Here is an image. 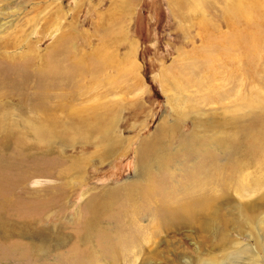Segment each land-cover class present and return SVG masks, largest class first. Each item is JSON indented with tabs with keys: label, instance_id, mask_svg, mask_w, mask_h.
I'll use <instances>...</instances> for the list:
<instances>
[{
	"label": "rangeland",
	"instance_id": "1",
	"mask_svg": "<svg viewBox=\"0 0 264 264\" xmlns=\"http://www.w3.org/2000/svg\"><path fill=\"white\" fill-rule=\"evenodd\" d=\"M244 114L264 125V0H0V264H264V137L249 193L223 149Z\"/></svg>",
	"mask_w": 264,
	"mask_h": 264
},
{
	"label": "bare ground",
	"instance_id": "2",
	"mask_svg": "<svg viewBox=\"0 0 264 264\" xmlns=\"http://www.w3.org/2000/svg\"><path fill=\"white\" fill-rule=\"evenodd\" d=\"M258 116V114H257ZM256 116V117H257ZM261 117V116H260ZM258 118V117H257ZM262 118V117H261ZM260 120H254L252 121L251 123H249V121L246 120V115H242L240 116V118L238 117H232V118H229L227 119V121H225V125L223 126L222 129H225L227 131L232 134L230 137L231 139H228V142L230 141L231 142V146H228V144L223 147V149H225L226 151V154H225V157H226V167H233L231 169L235 170L236 171V174L237 176H240L237 178V185L240 187V189L243 191L245 190V192L249 193L248 189V186L246 185H243L244 182H247V179L248 177L250 178V175L248 174V171H249V166H250V163H249V157L250 155H252V157H258L260 155V148L257 149V147L255 149H250V145L251 144H258L259 140H261L262 137H264L263 133H264V125L263 123L261 122V119ZM256 119V118H255ZM259 119V118H258ZM262 123V124H259V123ZM206 125L212 127V129H214V131H216V128H218L220 125H218V123L216 121H214V128L213 126L209 123H207L206 120H204L202 118V116L200 115L199 118L197 119H194V133L195 134L199 129H203ZM192 138L194 140V136H191L189 138H186L185 139V144L187 146V143H189L188 147H192L191 149H197V150H194V151H191L190 152L192 153L191 158L192 157H195L196 155L199 156L200 153L204 152V151H201L198 150V149H201V150H206L207 148L205 147H201V143L198 142V140H194V142L192 141ZM196 138V137H195ZM191 141L193 143H191ZM263 142V141H262ZM200 144V145H198ZM223 144V143H222ZM221 144V145H222ZM259 145V144H258ZM262 145L264 146V144H260V147H262ZM181 146V145H180ZM185 146V145H184ZM263 149V148H262ZM188 151V150H187ZM158 156H154L153 159L151 161H153L154 163H158L160 162V158L163 159V156L162 154L165 153V151L162 150V148H159L157 149V152ZM205 155V154H204ZM262 156V155H261ZM201 157V156H200ZM206 157V156H205ZM204 157V158H205ZM213 155H210L209 154V158H212ZM189 159H191L190 157H188ZM224 158V157H223ZM188 159V160H189ZM194 159V158H192ZM169 160V159H167ZM196 160V159H195ZM206 159H204L205 161ZM214 162L216 161V159L213 157ZM191 161V160H190ZM211 161V160H210ZM209 161V162H210ZM170 164H172L173 162H175L174 160L170 159ZM186 162L187 164L190 163V162H187V161H184ZM208 161L206 160L205 163H207ZM169 164V163H168ZM199 164V163H198ZM189 165V164H188ZM169 166V165H168ZM225 166V165H224ZM224 166H221V168H224ZM192 167V166H190ZM212 165L208 168H205V169H202L201 171L197 172L195 175L197 176V178H195L196 176H194V179H197V180H200L202 179L203 176L206 175L207 176H212L214 175V170H212ZM227 169V168H226ZM232 170V171H233ZM234 171V172H235ZM252 178V177H251ZM253 179H250L252 181H250L249 185L252 186V188H256V189H260L261 186L264 185V179L261 178L262 181H259L258 179H256V183H252L253 182ZM211 180H213L212 182H210ZM209 182H207V184H201L200 187H198V189L194 186L193 189H192V193L194 194V203L196 201H198L200 198H204L206 196H208L212 202H213V192H214V187H213V182H214V178H212ZM226 181V180H225ZM229 181V180H228ZM226 184V183H225ZM229 184V183H228ZM209 186V188H208ZM255 186V187H253ZM186 187V186H185ZM226 187V186H225ZM230 189V188H229ZM235 189V188H234ZM232 190V189H231ZM237 191V189H236ZM233 192V191H232ZM240 192V191H238ZM244 192V193H245ZM190 194V193H189ZM242 194V193H241ZM227 195V194H226ZM191 203V202H190ZM208 203V202H207ZM211 203V202H210ZM210 203H208L207 205L204 206V209L205 207H208L210 205ZM187 208V207H186ZM212 208V206H211ZM185 209V208H184ZM213 209V208H212ZM245 209V208H244ZM206 210V209H205ZM187 212V211H186ZM185 212V213H186ZM199 212L201 211H194L193 209H191L189 213V215L192 216H195V220L197 219V221H199L198 219V216L199 215ZM206 212V211H205ZM209 213V222H208V225L212 226V222H213V215H214V212L213 210L212 211H207ZM207 213V214H208ZM184 214V213H183ZM192 214H195V215H192ZM179 217V216H178ZM181 217V215H180ZM212 217V218H211ZM194 218V217H193ZM192 218V219H193ZM181 221V219L179 220V222ZM196 222V221H195ZM182 223V222H181ZM201 224V223H200ZM260 224V228L262 229V227L264 226V219H262L261 223ZM176 225V224H175ZM172 226V225H171ZM207 228V227H206ZM115 230V229H114ZM116 230H119V229H116ZM122 230V229H121ZM112 231V230H111ZM113 232V231H112ZM120 232V231H118ZM116 233V232H115ZM108 234V233H107ZM125 234V233H124ZM122 237V236H121ZM110 238V237H108ZM105 241V240H104ZM110 241V240H108ZM109 247V246H107ZM247 248V247H246ZM239 253H246V255H248L246 258H245V263H242V264H261L262 261L260 259V257L257 255V253H254L251 252L250 254H247L248 250L245 249V248H240V250L238 251ZM237 252V254H238ZM98 258V257H97ZM264 259V258H263ZM264 263V262H263ZM209 264H219V263H213V262H209Z\"/></svg>",
	"mask_w": 264,
	"mask_h": 264
},
{
	"label": "crops",
	"instance_id": "3",
	"mask_svg": "<svg viewBox=\"0 0 264 264\" xmlns=\"http://www.w3.org/2000/svg\"><path fill=\"white\" fill-rule=\"evenodd\" d=\"M104 14H106V12H104ZM107 14H108V17H110V11H109ZM107 14H106V15H107ZM114 16H115V12H114ZM105 17H107V16H105ZM108 17H107V18H108Z\"/></svg>",
	"mask_w": 264,
	"mask_h": 264
}]
</instances>
